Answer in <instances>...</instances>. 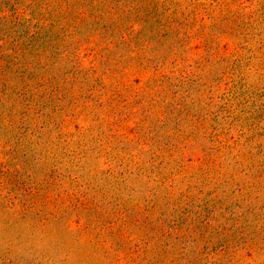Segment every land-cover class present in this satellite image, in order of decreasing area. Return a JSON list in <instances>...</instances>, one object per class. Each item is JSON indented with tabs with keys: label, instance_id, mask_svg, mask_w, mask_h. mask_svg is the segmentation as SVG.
<instances>
[{
	"label": "rangeland",
	"instance_id": "374dc122",
	"mask_svg": "<svg viewBox=\"0 0 264 264\" xmlns=\"http://www.w3.org/2000/svg\"><path fill=\"white\" fill-rule=\"evenodd\" d=\"M150 1L0 0V264H264V0Z\"/></svg>",
	"mask_w": 264,
	"mask_h": 264
},
{
	"label": "trees",
	"instance_id": "16d2710c",
	"mask_svg": "<svg viewBox=\"0 0 264 264\" xmlns=\"http://www.w3.org/2000/svg\"><path fill=\"white\" fill-rule=\"evenodd\" d=\"M139 1H142V3H143V1H146V2H150V3H152L150 0H139ZM138 11H139V14H140V12H141V15H139V17L137 16L136 19L139 20V19L143 18L144 16H142V14L145 13V14H147V16H146V18H143V19L146 21L148 17L153 18V20H154V24H153L154 27H153V28H154L155 31H158V33H160L159 31H161V29H164L165 25H164V24H161V18H162L161 14H159V13L156 12L155 10H151V9H149L147 5H146V6H144V5H140ZM149 21H150V20H147L146 22H149ZM160 25H161L162 27H161V29H158V26L160 27ZM165 28H166V30L161 31V32H163V34H164L165 36H164V37H159V39H157V42H156V44H155V48H154L155 51L160 52L156 47H157V46L161 47V46L165 43L166 39H167L170 35H172V33H174V31H175V29H176V28H175V25H173V23H171L169 26H166ZM175 56H176V55H175ZM180 59H182V57H181ZM174 63H175V61H173V64H174ZM162 78H163V77H162ZM164 79H165V78H164ZM162 84H164V82H162ZM156 85H157V82H156ZM150 87L153 88L154 85L151 84ZM136 96L139 97L138 102L143 103V106H145V105H144V102L146 101L147 97H149L150 95H149V93H146V92L143 91V92H137ZM115 97H116L117 99H120V98H121L120 94H117ZM153 104H154V103H153ZM154 106H155V105H154ZM154 106H153V107H154ZM158 106H160V105H158ZM167 107H169V108H168V109L166 108L165 111H163V112L173 114V111H174V110L170 108V107H171V104H168ZM144 112H145V111L143 110V113H144ZM181 113H182V112H181ZM145 115L147 116V119H146V120H149V121H150V119L153 120V117H151V115L149 116V115H148V112H146ZM176 120H177V119H176ZM155 121H159V120H155ZM164 127H165L164 125L161 126V129H163Z\"/></svg>",
	"mask_w": 264,
	"mask_h": 264
}]
</instances>
